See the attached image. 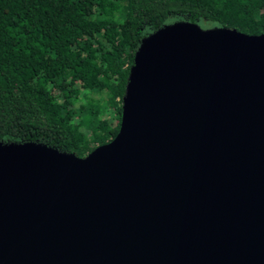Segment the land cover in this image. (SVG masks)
I'll list each match as a JSON object with an SVG mask.
<instances>
[{
  "label": "water",
  "instance_id": "water-1",
  "mask_svg": "<svg viewBox=\"0 0 264 264\" xmlns=\"http://www.w3.org/2000/svg\"><path fill=\"white\" fill-rule=\"evenodd\" d=\"M0 264H264V34L163 25L111 141L0 142Z\"/></svg>",
  "mask_w": 264,
  "mask_h": 264
},
{
  "label": "trees",
  "instance_id": "trees-1",
  "mask_svg": "<svg viewBox=\"0 0 264 264\" xmlns=\"http://www.w3.org/2000/svg\"><path fill=\"white\" fill-rule=\"evenodd\" d=\"M175 21L261 35L264 0H0V142L111 141L140 40Z\"/></svg>",
  "mask_w": 264,
  "mask_h": 264
},
{
  "label": "rangeland",
  "instance_id": "rangeland-1",
  "mask_svg": "<svg viewBox=\"0 0 264 264\" xmlns=\"http://www.w3.org/2000/svg\"><path fill=\"white\" fill-rule=\"evenodd\" d=\"M198 25H199L200 27H202L203 29H208V28H209V27L203 26L201 22H200ZM96 96H97V95H94V97H96ZM78 105H79V104H76L75 106L78 107ZM107 113L110 114V112H108V111H104V114H105V115H107Z\"/></svg>",
  "mask_w": 264,
  "mask_h": 264
}]
</instances>
